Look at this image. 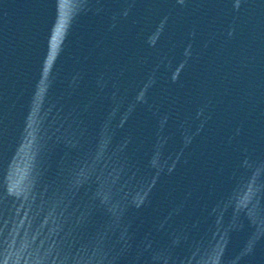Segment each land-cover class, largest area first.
I'll return each mask as SVG.
<instances>
[{
    "label": "water",
    "instance_id": "95a60500",
    "mask_svg": "<svg viewBox=\"0 0 264 264\" xmlns=\"http://www.w3.org/2000/svg\"><path fill=\"white\" fill-rule=\"evenodd\" d=\"M0 264H264V0H99L0 103Z\"/></svg>",
    "mask_w": 264,
    "mask_h": 264
}]
</instances>
